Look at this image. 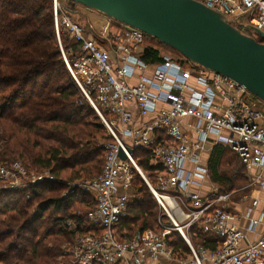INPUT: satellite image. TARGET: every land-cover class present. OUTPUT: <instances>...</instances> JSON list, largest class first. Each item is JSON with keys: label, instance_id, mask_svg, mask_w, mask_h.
<instances>
[{"label": "built area", "instance_id": "2783aa9c", "mask_svg": "<svg viewBox=\"0 0 264 264\" xmlns=\"http://www.w3.org/2000/svg\"><path fill=\"white\" fill-rule=\"evenodd\" d=\"M193 1L248 35L247 26L264 34V0ZM52 13L63 63L113 141L102 146L105 162L97 177L68 185L69 194L86 195L94 208L81 222L65 224L73 239L63 245L58 264H264V232L247 239L258 225L264 228V220L250 219L241 229L234 222L240 218L228 211L230 193L215 188L201 195L200 190L208 178L202 154L214 146L231 150L249 184L264 190V103L235 81L150 43L139 30L109 19L98 40L89 39L62 13L59 0H52ZM60 33L79 43L77 57H66ZM146 49L157 51L161 62L144 63ZM143 118L148 120L140 122ZM135 151L150 153V164L160 167L154 185L134 159ZM135 176L152 195L158 218L153 229L120 240L116 228L133 203ZM55 182L49 171L28 176L18 162L0 163V191ZM257 203L253 198L244 218ZM172 233L182 247L172 243ZM198 234L214 237L216 248L195 246L192 238Z\"/></svg>", "mask_w": 264, "mask_h": 264}, {"label": "trees", "instance_id": "16d2710c", "mask_svg": "<svg viewBox=\"0 0 264 264\" xmlns=\"http://www.w3.org/2000/svg\"><path fill=\"white\" fill-rule=\"evenodd\" d=\"M59 4L80 26L74 20L80 15L78 5L66 0ZM60 45L68 59L78 56L80 45L67 34L60 33ZM141 60L148 65L161 62L151 49ZM105 140L112 141L63 63L52 0H0V163L18 162L28 176L49 171L57 181L0 192V264H58L63 245L73 239L65 224L81 222L94 208L86 195L69 194L68 185L100 174L106 152L99 142ZM133 156L154 185L160 167L148 165L150 153L135 151ZM208 170L222 192L233 191L234 181H245L243 165L228 149H212ZM137 184L139 189L134 188ZM134 189L135 199L116 228L120 240L156 226L157 205L139 177L133 180ZM81 206L88 209L75 213ZM170 239L182 247L176 233ZM192 242L208 251L216 248L212 236L198 234Z\"/></svg>", "mask_w": 264, "mask_h": 264}, {"label": "water", "instance_id": "95a60500", "mask_svg": "<svg viewBox=\"0 0 264 264\" xmlns=\"http://www.w3.org/2000/svg\"><path fill=\"white\" fill-rule=\"evenodd\" d=\"M66 1L139 30L193 65L235 81L264 103V34L255 28L247 26L251 35L243 34L193 0ZM118 157L125 158L120 149Z\"/></svg>", "mask_w": 264, "mask_h": 264}, {"label": "crops", "instance_id": "0c3cea01", "mask_svg": "<svg viewBox=\"0 0 264 264\" xmlns=\"http://www.w3.org/2000/svg\"><path fill=\"white\" fill-rule=\"evenodd\" d=\"M81 15L85 18V22L89 28L95 32L97 36H99V32L101 29L107 28L110 26L109 19L100 15L99 13H96L94 11H91L89 9L83 8L81 6H77L76 8ZM191 86L194 85V81H190L189 83ZM133 114L136 115V111L133 106L129 105L128 106ZM139 118H137L138 120ZM148 118H143L140 120V122H146ZM139 121V120H138ZM135 126L138 127L139 124L136 123L135 121ZM126 142L129 143L127 140ZM214 147H220V146H214ZM212 147L211 149H207L203 152L202 154V159L201 162L203 164H209V158L211 155V151L214 148ZM223 148V147H221ZM226 149V148H223ZM149 166H154L150 164V161L148 163ZM217 188L219 191L222 192V190L211 181L210 175H209V170H208V178L207 180L204 181L201 190V195H205L208 191ZM230 193V203L228 206V211L233 217H239V221H234L239 228L245 229L248 226L249 220L250 219H258L259 217L264 220V190L258 189L256 186L250 185L248 179L245 177V181L243 182V185L239 186V189H235L228 192ZM253 198H256L258 200L257 206L252 209V211L249 213L248 218H244L246 212L248 209H250V203ZM264 232V228L262 225H258L255 228V231L253 233H247V239L249 242L254 241L258 236H260Z\"/></svg>", "mask_w": 264, "mask_h": 264}, {"label": "rangeland", "instance_id": "374dc122", "mask_svg": "<svg viewBox=\"0 0 264 264\" xmlns=\"http://www.w3.org/2000/svg\"><path fill=\"white\" fill-rule=\"evenodd\" d=\"M74 20L77 22V23H79L80 24V26L82 27V29H83V31H84V33H85V36H87V38H89V39H91L92 37H91V34H90V32L89 31H92L90 28H89V26H87V24H86V20H85V18L83 17V15H79L77 18H74ZM253 37L254 38H256V39H258L257 38V36H255V35H253ZM113 128H114V130L117 132V134H119L120 135V130H119V128L117 127V126H113ZM105 134H106V136L107 137H109V135H108V133H107V131L105 130ZM110 138V137H109ZM112 140V139H111ZM110 143H113V141H102V142H99V144H100V146L102 147L103 145H108V144H110ZM228 156H232V154L231 153H229L228 154ZM224 169H226V167L225 166H222L221 167V171H224ZM225 172V171H224ZM223 172V173H224ZM136 178L137 177H139V176H135ZM135 177H134V179H135ZM227 177H229V178H231L232 179V176L230 175V173L229 174H227ZM140 178V177H139ZM82 180H80V181H78L77 183H79V182H81ZM234 185H235V189L237 190V189H239V186L240 185H243V183L242 182H240V181H234ZM136 187V188H135ZM139 187V185L137 184V185H135L134 186V188L135 189H139L138 188ZM133 190V184H132V188H131V194H132V198H133V201H134V199H135V192L134 191H136V190ZM1 192V191H0ZM154 208V207H153ZM88 209V207H86V206H81V207H79V208H75V210H74V212L75 213H78V212H84V211H86ZM157 218H158V210H157V207H156V216H155V222H156V220H157ZM59 259L60 258H58V261H59Z\"/></svg>", "mask_w": 264, "mask_h": 264}]
</instances>
